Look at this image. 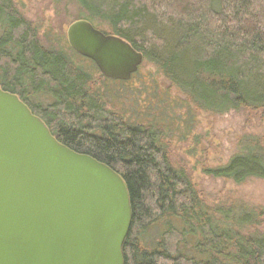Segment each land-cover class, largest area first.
<instances>
[{
	"label": "trees",
	"instance_id": "obj_1",
	"mask_svg": "<svg viewBox=\"0 0 264 264\" xmlns=\"http://www.w3.org/2000/svg\"><path fill=\"white\" fill-rule=\"evenodd\" d=\"M73 1L83 20L126 41L154 65L192 112L247 110L264 120V0ZM160 21L173 34L161 50L147 39L159 42ZM68 52L43 47L36 28L9 0H0V89L16 95L60 144L123 180L132 211L123 263L264 264V234H244L264 222L260 215L206 207L186 170L171 163L163 129L105 111L92 79L96 67ZM39 94L53 102L34 104ZM244 148L225 166L203 173L235 184L264 180L263 146L253 141ZM158 225L159 240L144 247L142 234Z\"/></svg>",
	"mask_w": 264,
	"mask_h": 264
},
{
	"label": "water",
	"instance_id": "obj_2",
	"mask_svg": "<svg viewBox=\"0 0 264 264\" xmlns=\"http://www.w3.org/2000/svg\"><path fill=\"white\" fill-rule=\"evenodd\" d=\"M69 48L109 81L127 82L143 55L86 20ZM132 211L123 180L60 144L19 98L0 89V264H124Z\"/></svg>",
	"mask_w": 264,
	"mask_h": 264
},
{
	"label": "rangeland",
	"instance_id": "obj_3",
	"mask_svg": "<svg viewBox=\"0 0 264 264\" xmlns=\"http://www.w3.org/2000/svg\"><path fill=\"white\" fill-rule=\"evenodd\" d=\"M9 1L16 12L36 28L38 41L43 47L66 53L69 51L77 58L78 55L71 51L66 40L69 25L83 20L75 1ZM166 15L169 17L170 12L167 11ZM159 25V42L152 36L147 37L154 49L164 47L173 37L167 22L160 21ZM94 28L107 34L103 27ZM98 76L101 75H93L92 79L101 93L104 110L117 114V117L129 123L159 125L165 132L164 140L171 163L186 170L206 207L221 211L230 209L231 214L254 210L260 215L259 219L264 221L263 179L249 178L241 184H235L203 173V169L225 166L233 156L247 151L249 148L244 147L249 142L255 141L264 148V120L259 114L247 110L228 111L225 114L194 113L185 96L169 87L170 84L156 67L144 59L127 82L105 81L101 84L97 80ZM104 85L106 87L103 88ZM32 100L41 107L53 102L44 94ZM162 229L163 226L158 225L145 231L141 237L142 245L152 247L159 240ZM253 232L264 234V222L244 230V234ZM187 254L190 255L189 252Z\"/></svg>",
	"mask_w": 264,
	"mask_h": 264
}]
</instances>
